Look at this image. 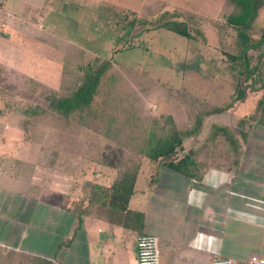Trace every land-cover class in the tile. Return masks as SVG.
<instances>
[{"label":"crops","instance_id":"obj_1","mask_svg":"<svg viewBox=\"0 0 264 264\" xmlns=\"http://www.w3.org/2000/svg\"><path fill=\"white\" fill-rule=\"evenodd\" d=\"M59 4L0 5V76L10 71L36 81L37 70L47 68L60 76V69L46 63L56 62L62 50L53 38L62 40L63 34L44 26ZM1 119V263L138 264L140 235L158 238L160 264L264 259V128L250 132L235 151H212L216 141L205 137L202 151L190 150L196 165L190 175L144 159L124 205L111 199L116 169L95 162L53 166L51 154L36 150L34 141L30 152L31 142L9 138L5 129L14 126Z\"/></svg>","mask_w":264,"mask_h":264},{"label":"rangeland","instance_id":"obj_2","mask_svg":"<svg viewBox=\"0 0 264 264\" xmlns=\"http://www.w3.org/2000/svg\"><path fill=\"white\" fill-rule=\"evenodd\" d=\"M58 2L60 4L45 19L44 26L45 31L63 34L62 40L53 38L62 51L56 62L46 65L59 71L65 66L69 71L68 84H71L77 75H81V67L94 57L108 60L111 67L102 78L99 95L92 105L101 118L111 117L114 128L121 134L113 133L108 139L97 123L89 120L84 127L70 125V135H78L74 137L77 142L74 146L66 142L65 136L58 138L56 131L41 124L34 123L30 128L22 126V108L29 104L32 109L35 107L32 84L43 85L39 83L42 82L57 86L60 76L54 69L47 68L48 71L37 70L34 81L9 71L0 76V109H3L0 111L6 117L0 119L14 126L5 129L9 138H25L31 142L30 152L34 141L35 149L41 153L56 148L68 156L76 151L92 160L104 161L102 166L110 168L115 166L117 156H130L124 149L127 147L126 136L133 127L143 129L155 120L158 126H163L168 116L177 129L184 132L194 130L196 120L202 118V126L195 135L199 139L194 137L195 140L187 138L184 141L187 152L192 148L202 151L204 145L201 143L209 136L216 141L212 151H235L250 132L261 128L248 118L255 114L264 93V45L249 52L250 64L256 71L252 78L245 80L239 74L242 69L229 58L237 55L240 48L238 32L228 23L235 8L229 0ZM164 19L183 21L191 37L154 28ZM263 29L264 5L245 32L252 41H257ZM25 54L27 58L29 54ZM22 64L26 67V63ZM46 71L47 75H40ZM239 87L244 97L236 101ZM215 108L224 110L207 116ZM212 119L213 124L210 123ZM21 167L28 166L23 162Z\"/></svg>","mask_w":264,"mask_h":264},{"label":"trees","instance_id":"obj_3","mask_svg":"<svg viewBox=\"0 0 264 264\" xmlns=\"http://www.w3.org/2000/svg\"><path fill=\"white\" fill-rule=\"evenodd\" d=\"M229 1L235 8L234 13L228 17V23L237 30L240 39L239 53L231 55L229 58L242 69L239 72L240 76L249 80L256 71V67L250 64L249 52L259 50L264 45V29L257 41H252L245 30L264 5V0ZM133 24L134 21L130 23V26L132 27ZM154 28H162L185 38L191 37L187 25L183 21L175 19H164L160 23L158 22ZM110 67L111 63L108 60L94 57L91 62L81 67V75H77L71 84H68L69 71L65 69V66L61 68L60 84L57 89L33 83L32 92L36 96L35 107L32 109L29 104L22 108L24 127L30 128L34 123L41 124L48 130L56 131L58 138L60 136L64 139L65 136L68 144L69 142L76 144L74 137L78 136L70 135V125L84 127L89 120L95 121L103 136L108 139L113 133L120 135V130L113 126V119L111 117L101 118L92 105L96 96L99 95L101 80ZM243 97V90L240 87L237 88L235 100L239 101ZM223 110L215 108L211 113H207V116L219 114ZM248 120L254 125L264 127V93L257 103L255 114ZM195 125L194 130L184 132L177 129L171 117L168 116L165 118L163 126L162 124L158 126L155 120L143 129L133 127L126 136L127 147L124 146V150L128 151L130 156H117L115 166H112L117 170V178L111 187V199L124 205L127 204L133 191L137 171L144 159L184 175H190L191 170H194L196 165H194V157L191 155V151H185L184 141L187 138L195 137L200 125L202 126V118H198ZM220 131L226 132L225 129H220ZM121 132L123 133V130ZM242 136L245 137L246 134L242 133ZM70 138L71 141H69ZM75 144L74 146H77ZM122 148L120 147L121 150ZM44 153L51 154V165L58 167L69 168L68 165H73L75 168H80L83 164L89 166L92 162L101 166L104 164V161L92 160L86 154L76 151L68 154V156L56 148L49 151L45 150Z\"/></svg>","mask_w":264,"mask_h":264},{"label":"built area","instance_id":"obj_4","mask_svg":"<svg viewBox=\"0 0 264 264\" xmlns=\"http://www.w3.org/2000/svg\"><path fill=\"white\" fill-rule=\"evenodd\" d=\"M7 0H0V5ZM136 253L138 264H160L158 238L154 235H140L136 238ZM250 264H264L263 258L251 257ZM0 264H5L1 263ZM211 264H233L230 259L216 258Z\"/></svg>","mask_w":264,"mask_h":264}]
</instances>
